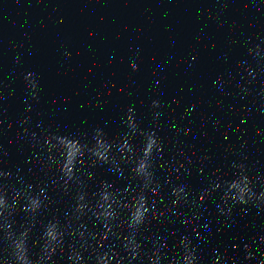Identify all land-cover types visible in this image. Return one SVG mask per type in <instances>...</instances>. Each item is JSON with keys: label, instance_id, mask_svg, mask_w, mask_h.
Listing matches in <instances>:
<instances>
[{"label": "water", "instance_id": "1", "mask_svg": "<svg viewBox=\"0 0 264 264\" xmlns=\"http://www.w3.org/2000/svg\"><path fill=\"white\" fill-rule=\"evenodd\" d=\"M0 264H264V0H0Z\"/></svg>", "mask_w": 264, "mask_h": 264}]
</instances>
